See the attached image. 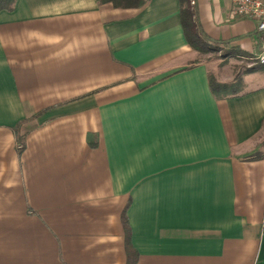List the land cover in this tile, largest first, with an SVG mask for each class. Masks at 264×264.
Returning a JSON list of instances; mask_svg holds the SVG:
<instances>
[{"label":"crops","instance_id":"1","mask_svg":"<svg viewBox=\"0 0 264 264\" xmlns=\"http://www.w3.org/2000/svg\"><path fill=\"white\" fill-rule=\"evenodd\" d=\"M192 7L245 64L232 95L179 0L0 10V264H125L124 209L136 264H264V33Z\"/></svg>","mask_w":264,"mask_h":264},{"label":"trees","instance_id":"2","mask_svg":"<svg viewBox=\"0 0 264 264\" xmlns=\"http://www.w3.org/2000/svg\"><path fill=\"white\" fill-rule=\"evenodd\" d=\"M181 4L180 9V21L182 25V29L184 32V36L187 44L198 53H205L211 51H221L223 52V56L229 55V49H223L224 43H218L211 41L199 28L198 23L196 22V13L193 5H190L191 0H179ZM15 0H0V10L10 11L13 9ZM100 3H112L114 6H140L144 0H99ZM210 89L212 93L222 98L224 96L232 95L237 92L239 85L234 86L229 83H222L218 81H214L210 79L209 81ZM232 88V90L227 93L228 88ZM18 142L22 144V138L17 137ZM122 225L124 229V251H125V264H136L137 252L132 246L131 243V230L128 226L125 209L122 212L121 216ZM262 230L264 231V216L262 221Z\"/></svg>","mask_w":264,"mask_h":264},{"label":"rangeland","instance_id":"3","mask_svg":"<svg viewBox=\"0 0 264 264\" xmlns=\"http://www.w3.org/2000/svg\"><path fill=\"white\" fill-rule=\"evenodd\" d=\"M229 52L230 54L225 56H223L221 51L198 53L197 60L208 64L210 76L214 81L238 86L240 84V75L245 70V64L237 61L238 59L234 57L232 51ZM237 88L240 90L241 85ZM231 90L232 88L229 87L226 92L229 93Z\"/></svg>","mask_w":264,"mask_h":264},{"label":"built area","instance_id":"4","mask_svg":"<svg viewBox=\"0 0 264 264\" xmlns=\"http://www.w3.org/2000/svg\"><path fill=\"white\" fill-rule=\"evenodd\" d=\"M230 14L237 18H247L255 22L258 32L264 33V0H229ZM190 3L193 5L194 0ZM260 52L256 57L258 64H264V36L261 40Z\"/></svg>","mask_w":264,"mask_h":264}]
</instances>
